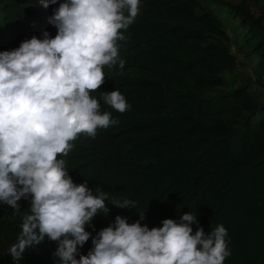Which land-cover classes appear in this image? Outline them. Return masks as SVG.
<instances>
[{
    "label": "trees",
    "instance_id": "1",
    "mask_svg": "<svg viewBox=\"0 0 264 264\" xmlns=\"http://www.w3.org/2000/svg\"><path fill=\"white\" fill-rule=\"evenodd\" d=\"M60 2L46 8L39 0H0V52L33 36L43 39L45 31L54 38L49 17ZM223 4L246 28V45L259 61L255 80L248 77L217 99L206 92L224 86V74L236 70L239 58L212 8L203 9L200 0H140L134 23L121 29L125 66H104V84L90 93L101 112H111L119 123L98 129L94 139L79 135L68 156L58 157L75 184L86 183L109 200L108 214H98L86 227L92 237L77 259L118 215L153 228L192 212L198 221L193 232L203 227L210 234L219 224L227 229L231 255L224 264H264V98L253 88L263 85L264 14ZM116 90L130 106L124 113L101 99ZM125 199L136 208L110 201ZM20 204L19 213L0 204V264H61L54 255L57 242L47 238L18 262L9 255L31 200Z\"/></svg>",
    "mask_w": 264,
    "mask_h": 264
},
{
    "label": "clouds",
    "instance_id": "2",
    "mask_svg": "<svg viewBox=\"0 0 264 264\" xmlns=\"http://www.w3.org/2000/svg\"><path fill=\"white\" fill-rule=\"evenodd\" d=\"M44 6L58 0H39ZM140 0H63L49 17L55 37L43 32L11 51L0 52V204L20 212L31 200L17 242L8 250L15 261L46 238L57 242L61 264H224L231 255L223 224L206 234L192 212L180 222L162 221L149 228L117 216L114 225L92 238L87 255H77L92 234L86 230L100 213L108 214L103 192L94 195L86 183L75 184L66 157L81 134L95 138L98 129L119 121L101 112L90 93L105 82L104 66L125 61L118 41L139 13ZM113 110L130 107L119 90L102 93ZM120 208L135 202L110 200ZM136 208V207H135ZM144 219V212H139Z\"/></svg>",
    "mask_w": 264,
    "mask_h": 264
},
{
    "label": "rangeland",
    "instance_id": "3",
    "mask_svg": "<svg viewBox=\"0 0 264 264\" xmlns=\"http://www.w3.org/2000/svg\"><path fill=\"white\" fill-rule=\"evenodd\" d=\"M241 4L251 14L260 15L264 14V0H200V5L203 9L212 8L215 13L219 14L226 31L230 37L231 50L239 58V65L232 73L224 74V86L217 88L214 91H207L206 95L210 98L217 99L225 92H230L240 85V81L248 82L251 77L256 79L255 73L256 64L259 61V57L250 54V48L246 45V28L240 24L239 18L236 17L230 9L223 3ZM235 79V83L233 82ZM263 85L257 83L253 84L255 91L264 98V73L261 77ZM233 82V83H232ZM262 116H257L256 120H260ZM240 148H235V151Z\"/></svg>",
    "mask_w": 264,
    "mask_h": 264
}]
</instances>
